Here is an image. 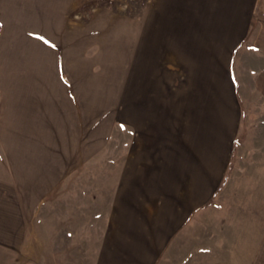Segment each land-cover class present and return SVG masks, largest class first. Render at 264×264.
Instances as JSON below:
<instances>
[{
  "label": "crops",
  "instance_id": "0c3cea01",
  "mask_svg": "<svg viewBox=\"0 0 264 264\" xmlns=\"http://www.w3.org/2000/svg\"><path fill=\"white\" fill-rule=\"evenodd\" d=\"M67 1L0 0V145L10 146L6 173L17 180L6 190L16 202L0 215V243L18 245L24 207L97 159L119 125L111 208L137 230L112 244L105 264H158L220 189L240 135L248 144L264 137V0H155L138 30H122L121 79L98 78V52L84 58L77 34L67 41Z\"/></svg>",
  "mask_w": 264,
  "mask_h": 264
},
{
  "label": "rangeland",
  "instance_id": "374dc122",
  "mask_svg": "<svg viewBox=\"0 0 264 264\" xmlns=\"http://www.w3.org/2000/svg\"><path fill=\"white\" fill-rule=\"evenodd\" d=\"M154 6L155 0H68L67 41L77 34L84 58L98 52V57L93 58L98 63L92 64L98 78L114 75L121 79L122 30L128 26L138 30L140 18L152 14ZM91 27L97 31L93 36L94 50L90 47ZM105 43H111L112 50ZM115 86L117 92L121 91L122 81L116 80ZM116 120L121 123V112L116 111ZM246 140V134L238 138L222 185L210 204L192 215L200 217L199 222L192 220L178 230L163 249L158 264H264V137L254 136L249 144ZM7 152L10 146L0 145L3 218L16 202V195L8 192L9 185H16L17 180L13 177L11 181L6 173L10 169ZM122 153V128L116 125L114 140L101 149L97 159L79 166L44 201L35 200L29 210L24 207L18 220L19 244L11 247L0 243V264H105L112 244L121 243L123 234L127 241L126 234L137 230L134 224H128L127 217L122 218V209L111 208L112 191L121 181ZM24 180L20 175L19 187ZM25 197L20 190V210L22 203L26 204ZM113 216L116 225H112ZM201 218L212 219L204 224ZM202 247L207 251L203 252ZM101 250L104 255L99 257Z\"/></svg>",
  "mask_w": 264,
  "mask_h": 264
},
{
  "label": "trees",
  "instance_id": "16d2710c",
  "mask_svg": "<svg viewBox=\"0 0 264 264\" xmlns=\"http://www.w3.org/2000/svg\"><path fill=\"white\" fill-rule=\"evenodd\" d=\"M1 30H2V25L0 24V32H1Z\"/></svg>",
  "mask_w": 264,
  "mask_h": 264
}]
</instances>
